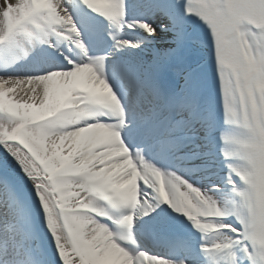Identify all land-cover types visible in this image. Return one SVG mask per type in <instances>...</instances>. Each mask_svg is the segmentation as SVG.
I'll list each match as a JSON object with an SVG mask.
<instances>
[{"label":"snow or ice","instance_id":"6c2138e0","mask_svg":"<svg viewBox=\"0 0 264 264\" xmlns=\"http://www.w3.org/2000/svg\"><path fill=\"white\" fill-rule=\"evenodd\" d=\"M81 3L116 29V50L148 59L111 75L106 56L89 54L66 0H0L4 51L27 56L52 48L53 37L69 45L41 75L0 74V264H190L137 245V218L161 205L202 238L216 233L201 247L207 264H264V0L180 6L206 29L222 122L201 68L177 63L180 17L154 25L129 19L125 0ZM137 29L143 34L129 37ZM159 31L174 32L176 47H144ZM173 72L182 85L162 88L159 77ZM217 155L226 199L219 185L162 166L199 158L211 167Z\"/></svg>","mask_w":264,"mask_h":264},{"label":"bare ground","instance_id":"6f19581e","mask_svg":"<svg viewBox=\"0 0 264 264\" xmlns=\"http://www.w3.org/2000/svg\"><path fill=\"white\" fill-rule=\"evenodd\" d=\"M131 1L133 2V5H131V12H128L129 19L136 20L138 16V18L140 17L144 20H147L154 25H158L160 23H168L169 16H178L183 20L184 31L186 35L180 50V55L177 57V61H188L193 66H199L201 68V86L207 90L209 97L215 103L218 117L222 122L223 113L222 108H220L219 80L217 77L211 75V73L214 72L215 64L214 61L210 60V58L208 57L205 39L206 29H204L203 26L201 27V25L198 26L196 22L192 21L191 17H185L182 15V7L180 6L185 3L186 0H159L165 2L167 5L162 6V9H165L164 15L161 13L160 6L158 5V3H155V0ZM66 3L78 27H80L79 29L81 30L85 41L87 42L88 40H90L91 36L96 37L94 46L97 47L98 51H94L96 48L93 49V46L89 44L88 48L90 55L106 56L107 59L105 61V64L109 62V59H123L126 56L131 57L133 55V50L135 49L129 48L118 51L113 47L111 35L116 34V29L114 27H111L107 20L102 17H98L96 14L88 11L82 5L81 0H66ZM158 16H160L161 18H158ZM156 18L158 20L155 24ZM188 23H190L189 30L187 29ZM142 34L143 33L141 30L140 35ZM98 37H103V40L101 41L100 39H98ZM129 37L135 39L137 36L129 35ZM52 39L55 41V44L52 48H49L47 45H37L34 49H31L30 45L25 44L24 47L26 49H31L27 56H25L24 52L20 50H16L14 52H6L2 48H0V74H4L5 72L12 76H30L43 74L45 70L51 66L52 61L56 58L57 49L63 51L69 47L67 41H65L63 38L56 39L55 37H53ZM147 39L149 43L144 47H154L158 50H166L170 47H176L175 33L171 31H159V35L155 39H152L151 37H148ZM142 52L145 54L144 51ZM16 56L20 58L15 59L14 57ZM146 56L148 57V55ZM175 74L179 77L182 83L181 77L176 72ZM181 85H179L177 88H179ZM176 160L177 159L169 158L162 166L175 171L172 167V163ZM215 161L220 167H223V170L227 171L221 157L217 155ZM214 165L215 164L213 163L212 166ZM201 166L202 167L197 171H200V173L206 174L208 176L205 175L206 177L203 178L204 181L201 182L200 186H212L211 183H214L216 178L211 177V169H209V167H206L204 163H202ZM184 177L191 179L193 182H196L194 181L195 176H193V174H189ZM226 185L227 184L224 183V187H222L221 191L218 193V195L223 199H226L231 195L229 187H227ZM148 220H153L156 223V226L160 225L157 228L158 233H156L153 238H157L156 240L159 239L158 236H160L161 238H167L166 241L168 240L171 242L170 247L166 248V244H163L164 242H162L160 239L159 240L161 242L159 243V245L153 243V241H151V244L150 240L146 242L148 238L146 239L145 235H151V231H148L143 225ZM168 221H172L177 234L172 235L171 230H173V228H170V225L167 224ZM166 227L169 229V232L163 231ZM145 231H147L148 234ZM135 232L136 242L141 250L148 251L151 254L161 255L169 259H176L178 255H181V257H179L178 259L187 257L188 251L191 253V256L188 253V260H191L190 264H207V257L201 251V247L202 245L210 246L213 239L216 237V233H209L204 234L202 238V234L195 230L189 221H187L182 215L176 214L166 205H161L156 209L155 212L151 213L149 217H138L137 228ZM178 244L180 247L179 250L177 252L171 251V248H174V246H178Z\"/></svg>","mask_w":264,"mask_h":264},{"label":"rangeland","instance_id":"374dc122","mask_svg":"<svg viewBox=\"0 0 264 264\" xmlns=\"http://www.w3.org/2000/svg\"><path fill=\"white\" fill-rule=\"evenodd\" d=\"M125 2L126 3H129V2H131V0H125ZM129 9H130V11H131V6H129ZM137 19V18H136ZM191 19H192V21H194V22H196L197 24H198V26H200L201 25V27L203 26L199 21H197L194 17H191ZM189 24L190 23H188L187 25H188V27H187V29L189 30ZM134 33H136L137 32V36H139L140 35V33H141V30H135V31H133ZM198 163L199 164H201L202 165V161H201V159H199L198 158ZM214 166H211V167H209V169H211V177H215L216 178V180H215V182L214 183H211V185H219L220 186V188H222V187H224L223 186V184L225 183V178H226V173H227V171H225V170H223L222 168L223 167H220L219 165H218V163L215 161L214 162ZM183 176H187V175H185V174H182ZM206 174H203V173H200V171H195L194 173H193V176H195V178H194V181H196V182H194L195 184H197L198 186H200L201 185V182H203L204 181V177H206V176H208V175H206ZM226 184V183H225ZM206 185V184H205ZM227 187H229L230 188V186H228V185H226ZM145 228H146V226L145 225H143ZM158 236V235H157ZM160 239H161V241L162 242H164L163 244H166L165 246H166V248L167 247H170V244H171V242L170 241H166V239L167 238H161L160 236H158ZM182 237V236H181ZM161 241H159L158 243H156L157 245H159V243L161 242ZM166 241V242H165ZM146 242H147V240H146ZM189 243H190V241H189ZM152 244V243H151ZM175 244H177V243H175ZM174 244V245H175ZM179 244H178V246H174V248H171V251H174V252H177L178 250H179ZM190 254V256H191V253L190 252H188L187 251V258L189 257V254ZM179 257H181V255H178L177 257H176V259H178ZM189 261L191 262V260L189 259Z\"/></svg>","mask_w":264,"mask_h":264},{"label":"water","instance_id":"95a60500","mask_svg":"<svg viewBox=\"0 0 264 264\" xmlns=\"http://www.w3.org/2000/svg\"><path fill=\"white\" fill-rule=\"evenodd\" d=\"M158 5L160 6V10H163L161 12L164 15L165 9H162V6H167L166 3L163 2V1H159ZM147 59H148V57L146 56V54L145 55H141V57H137V58L133 59V61L130 63L131 64V68L132 69H137V68L141 67L142 64ZM181 61H183V60H181ZM177 63H179V62L177 61ZM159 82H160L162 88H173V89L177 88L179 85L182 84L181 80L175 74V72H173L170 77H165L164 75H161L159 77ZM167 224L170 225V228H173V230H176V229H174L175 227H174L172 222L168 221Z\"/></svg>","mask_w":264,"mask_h":264}]
</instances>
